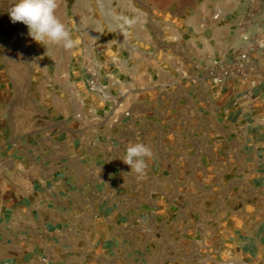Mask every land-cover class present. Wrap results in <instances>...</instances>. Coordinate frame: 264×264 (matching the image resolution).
<instances>
[{"label":"crops","instance_id":"crops-1","mask_svg":"<svg viewBox=\"0 0 264 264\" xmlns=\"http://www.w3.org/2000/svg\"><path fill=\"white\" fill-rule=\"evenodd\" d=\"M249 1H71L86 45L0 44V264H169L171 196L204 177L256 196L263 211L227 243L264 264V60L198 81ZM156 21L179 22L178 44L156 47ZM138 142L153 152L143 179L121 160Z\"/></svg>","mask_w":264,"mask_h":264},{"label":"rangeland","instance_id":"rangeland-1","mask_svg":"<svg viewBox=\"0 0 264 264\" xmlns=\"http://www.w3.org/2000/svg\"><path fill=\"white\" fill-rule=\"evenodd\" d=\"M71 1L86 4V0H58L56 15L72 31L78 40L77 45L82 47L86 45V35L82 33L86 20L74 19L70 15ZM4 2L5 4L0 3V44L18 47L19 44L37 43L28 35L26 25L12 23L10 20L8 10L16 0ZM3 7L5 12L1 10ZM160 23L155 22L156 47H165V43L178 44L179 35L176 31L179 22H167L165 28ZM183 184V190L171 196V204L175 209L167 214L171 221H179L183 225L181 250L171 254L169 264H249L238 254L235 245L228 244L227 241L233 231L236 233L242 229L246 222L252 223L249 217L256 218L263 211L256 196L228 194L227 181L221 177L217 182L204 177L202 180L185 181ZM212 187L218 190L212 192Z\"/></svg>","mask_w":264,"mask_h":264},{"label":"built area","instance_id":"built-area-1","mask_svg":"<svg viewBox=\"0 0 264 264\" xmlns=\"http://www.w3.org/2000/svg\"><path fill=\"white\" fill-rule=\"evenodd\" d=\"M211 21L224 23L225 11L215 10ZM231 24V41L218 51L208 67L199 70L198 81L207 80L213 87H221L235 77L244 79L249 67L257 65L260 58L264 60V0L247 2ZM86 85L92 93L107 98L105 88L96 75H90Z\"/></svg>","mask_w":264,"mask_h":264},{"label":"clouds","instance_id":"clouds-1","mask_svg":"<svg viewBox=\"0 0 264 264\" xmlns=\"http://www.w3.org/2000/svg\"><path fill=\"white\" fill-rule=\"evenodd\" d=\"M58 0H16L8 10L12 23L20 22L27 26L28 35L43 46L59 45L66 50L77 46L78 40L72 31L57 17ZM153 157L151 148L144 143H134L127 146L121 159L128 165L130 172L137 179L146 176L148 160Z\"/></svg>","mask_w":264,"mask_h":264}]
</instances>
